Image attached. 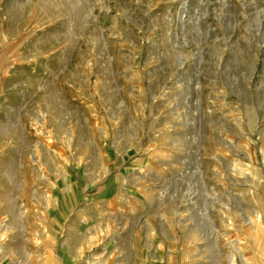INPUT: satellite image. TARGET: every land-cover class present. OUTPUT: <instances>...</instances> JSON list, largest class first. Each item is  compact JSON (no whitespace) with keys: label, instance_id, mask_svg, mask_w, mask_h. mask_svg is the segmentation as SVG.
I'll list each match as a JSON object with an SVG mask.
<instances>
[{"label":"rangeland","instance_id":"1","mask_svg":"<svg viewBox=\"0 0 264 264\" xmlns=\"http://www.w3.org/2000/svg\"><path fill=\"white\" fill-rule=\"evenodd\" d=\"M0 264H264V0H0Z\"/></svg>","mask_w":264,"mask_h":264}]
</instances>
